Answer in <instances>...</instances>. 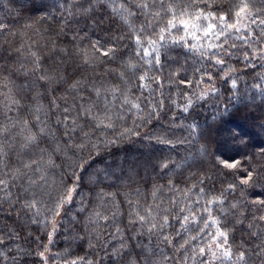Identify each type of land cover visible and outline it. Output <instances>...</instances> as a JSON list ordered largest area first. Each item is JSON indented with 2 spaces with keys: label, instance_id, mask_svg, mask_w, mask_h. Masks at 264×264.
I'll return each mask as SVG.
<instances>
[{
  "label": "snow or ice",
  "instance_id": "6c2138e0",
  "mask_svg": "<svg viewBox=\"0 0 264 264\" xmlns=\"http://www.w3.org/2000/svg\"><path fill=\"white\" fill-rule=\"evenodd\" d=\"M38 7L39 17L25 25L31 36L0 19V36L13 38L5 39V59L12 66L0 68V213L5 219L0 264H22L18 257L24 254L49 264V246L73 204L71 223L82 225L77 238L87 241L89 251L74 258L57 253L58 264H101L99 255H92L100 252L111 264H264V147L240 158L209 153L205 144L194 147L204 135L198 121L185 123L200 102L212 99L218 111L220 105L227 111L241 99L240 77L229 60L242 59L246 67L258 60L264 69V0H55L50 6L40 0ZM48 21L58 25L51 36L48 28L34 27ZM178 45L192 53L193 63L169 72L166 80L163 62ZM113 75L115 80L109 79ZM217 79L230 81L227 103ZM165 84L174 106L172 126L183 113L179 126L187 137L146 138L192 151L186 149L179 161L164 159L157 175L184 168L189 158L196 164L197 157L211 155L217 171L233 179L221 181L219 191L214 180L205 187L213 179L208 175L183 189L169 179L167 185H154L152 202L143 204L139 187L110 191L116 187L113 178L120 177L108 167L89 171L90 161L110 145L139 137L141 127L161 118ZM180 85L192 90L181 92ZM244 93L264 101V71L251 84L245 81ZM129 116L132 126L125 127ZM231 140L247 146L236 134ZM138 175L130 169L128 182L135 183ZM165 190L173 194L170 199L160 195ZM32 226L48 237L35 252L20 243L21 232ZM237 228L242 230L238 245L232 240Z\"/></svg>",
  "mask_w": 264,
  "mask_h": 264
},
{
  "label": "trees",
  "instance_id": "16d2710c",
  "mask_svg": "<svg viewBox=\"0 0 264 264\" xmlns=\"http://www.w3.org/2000/svg\"><path fill=\"white\" fill-rule=\"evenodd\" d=\"M55 0H44V3L49 6L52 5ZM259 3V0H257ZM40 0H0V19L7 18L8 23L12 26L13 31L25 32L27 36L33 35L31 29H26V24L33 23L40 15L39 9ZM35 28H39L42 32L43 29L48 28L46 35H53L58 31V25L55 22L48 21L43 24H35ZM27 36L25 38H27ZM5 39L12 40L11 36H0V47L5 49L3 53H0V68L7 69L12 66L13 61L11 59L6 60L8 56V45L5 43ZM20 38L17 37L14 44L19 43ZM43 43V42H42ZM43 51H47L43 49ZM238 56L240 54H237ZM168 56L172 57L169 60L167 57L164 60L163 75L167 80L169 72L175 71L181 66H188L193 63L192 53L186 51L182 46H175L169 53ZM14 59V55H13ZM232 67L236 70V75L240 77L239 88L243 94L239 101L234 102L230 105L227 111L223 110V105H220V110H217V103L212 99L206 102H200L196 104L191 112V116L188 117V121L193 118L198 121L203 129V137L194 145L195 148H199L201 144L207 146L209 153L220 154L224 157H235L240 158L241 154L244 155H255L256 149L264 147V129L261 125H264V101L254 93H244V84L247 81L249 84L252 82V77L256 74L264 71L260 66V61L255 62V67H246L242 59H231L228 61ZM217 76L222 74V70L217 69ZM188 76L192 75L191 67L188 68ZM185 73L183 70L180 71V78H184ZM109 79L115 80V76L109 77ZM216 86L220 89L221 96L225 103L228 101L230 81H220L217 79ZM181 92L185 90L191 91L185 85L179 86ZM172 93L176 92V87L171 89ZM168 86L165 84V110L159 120H154L150 124L141 127L139 129L140 136H132L124 140L119 141L117 144L108 146L99 156H95L94 161H90L91 168L89 171L97 168L108 167L115 171L116 175L120 177V180H115L116 187L109 189L110 191L126 192L137 187L141 190V203L148 204L152 202V191L154 185H167L169 179H172L174 184L179 188L183 189L186 186H190L195 180L199 179L203 175H208L213 179H209L205 185L206 188L212 187L213 180L215 181V190L219 191L221 188V181L225 183L233 179L232 176L225 177L224 174L214 167L215 159L213 156L208 155L204 157H197L199 163L193 164L192 159L186 162V166L182 169H175L171 173H164L162 176L157 175L160 171L159 164L164 159H175L181 160L188 149L186 145L177 144L174 148L171 145H165L157 143L155 139H148L147 137H154L155 135L162 134L167 135L170 139L184 138L187 137V131L180 127L181 120L184 114L180 113L175 121L176 127H173V122L170 117L174 111V106L168 102ZM177 103L183 104L185 101L182 97H173ZM220 96L215 98V101H219ZM125 127L132 126V117L129 116L124 124ZM119 126L116 131H119ZM232 134H236L239 139L246 141L245 144L239 142H233L231 140ZM106 135L112 137L114 133L112 130H108ZM187 149V151H186ZM188 165H192L189 167ZM155 166L156 171H153ZM134 169L139 173L138 176L133 177L135 183L128 182L129 170ZM195 173L194 176L191 174ZM239 175V173H238ZM103 179V174H101ZM113 181H106L111 183ZM238 182V181H237ZM128 184V187L124 185ZM89 177L88 173L84 174L82 181V188L85 193L88 192ZM256 191H259L257 188ZM162 197L171 198L172 193L165 190L160 194ZM238 195V193H237ZM232 197L229 196V199ZM118 199L123 201V195L118 196ZM135 199V197H133ZM6 207V206H5ZM76 205L73 204L69 208V214L64 217V223L58 229V232L54 235L53 241L50 247V255L53 259H50L49 264H58L55 259L57 253L64 254L67 252L70 254L65 258H74L76 256H84L89 251L87 247V241H81L77 237L82 235V225H72L71 216L76 212ZM127 205H123V211L125 213L123 217V223L127 224ZM15 214L13 213V216ZM5 222L4 213H0V225ZM11 223V221H9ZM246 226V225H245ZM28 232L32 235L28 236ZM39 235V240L36 236ZM21 236L24 237L20 243L26 249H31L35 252L38 244L47 243L48 237L47 232H42L37 226L25 229L21 232ZM246 239V237H244ZM242 239V230L237 228L232 234L233 243L238 245ZM42 250V248H41ZM110 251V249H109ZM93 257L99 255L101 264H111V261L100 253H92ZM18 259L22 260V264H42V261L38 256L24 254Z\"/></svg>",
  "mask_w": 264,
  "mask_h": 264
}]
</instances>
